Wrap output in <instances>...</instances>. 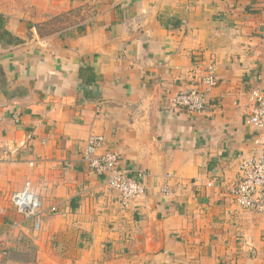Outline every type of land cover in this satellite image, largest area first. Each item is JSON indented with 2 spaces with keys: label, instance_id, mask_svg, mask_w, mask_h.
Masks as SVG:
<instances>
[{
  "label": "crops",
  "instance_id": "1",
  "mask_svg": "<svg viewBox=\"0 0 264 264\" xmlns=\"http://www.w3.org/2000/svg\"><path fill=\"white\" fill-rule=\"evenodd\" d=\"M0 14V264H264V212L234 200L260 151L246 118L264 0H0ZM209 64L206 108L174 106ZM94 135L144 196L124 206L92 169ZM27 185L38 217L12 203Z\"/></svg>",
  "mask_w": 264,
  "mask_h": 264
},
{
  "label": "built area",
  "instance_id": "2",
  "mask_svg": "<svg viewBox=\"0 0 264 264\" xmlns=\"http://www.w3.org/2000/svg\"><path fill=\"white\" fill-rule=\"evenodd\" d=\"M217 84L216 66L209 64L204 70L200 88L176 94L172 103L178 108L202 111L208 104V93ZM251 96L253 105L249 110L246 122L255 125L260 131L256 139L260 151L245 157L240 162L239 184L234 191V200L238 206L244 209L264 212V91L255 90ZM102 144V136H92L85 147V157L89 160L93 170L98 174L107 175L109 186L118 191L121 203L127 206L132 200L144 196L146 187L143 182L132 178L129 172L120 166L116 153L98 154ZM163 192L170 193V188L168 186L163 188ZM12 203L16 211L26 217H38L41 212L42 201L37 194L32 192L30 185L14 192Z\"/></svg>",
  "mask_w": 264,
  "mask_h": 264
},
{
  "label": "trees",
  "instance_id": "3",
  "mask_svg": "<svg viewBox=\"0 0 264 264\" xmlns=\"http://www.w3.org/2000/svg\"><path fill=\"white\" fill-rule=\"evenodd\" d=\"M3 25H4V19H3V16L0 14V27L2 28ZM3 33H4V37H6L7 34L10 35V33L7 32V31H4ZM9 43H10V42H8V44H9Z\"/></svg>",
  "mask_w": 264,
  "mask_h": 264
},
{
  "label": "rangeland",
  "instance_id": "4",
  "mask_svg": "<svg viewBox=\"0 0 264 264\" xmlns=\"http://www.w3.org/2000/svg\"><path fill=\"white\" fill-rule=\"evenodd\" d=\"M61 24H57V27H60Z\"/></svg>",
  "mask_w": 264,
  "mask_h": 264
}]
</instances>
